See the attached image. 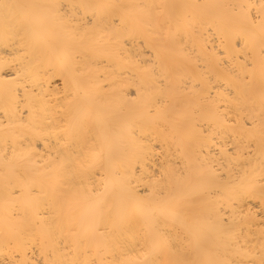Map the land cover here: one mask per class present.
<instances>
[{"label":"bare ground","instance_id":"1","mask_svg":"<svg viewBox=\"0 0 264 264\" xmlns=\"http://www.w3.org/2000/svg\"><path fill=\"white\" fill-rule=\"evenodd\" d=\"M0 264H264V0H0Z\"/></svg>","mask_w":264,"mask_h":264}]
</instances>
